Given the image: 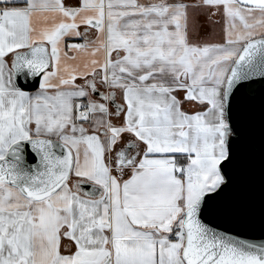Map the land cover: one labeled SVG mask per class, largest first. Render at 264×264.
Here are the masks:
<instances>
[{
  "label": "snow or ice",
  "instance_id": "1",
  "mask_svg": "<svg viewBox=\"0 0 264 264\" xmlns=\"http://www.w3.org/2000/svg\"><path fill=\"white\" fill-rule=\"evenodd\" d=\"M0 264H264V0H0Z\"/></svg>",
  "mask_w": 264,
  "mask_h": 264
},
{
  "label": "rangeland",
  "instance_id": "2",
  "mask_svg": "<svg viewBox=\"0 0 264 264\" xmlns=\"http://www.w3.org/2000/svg\"><path fill=\"white\" fill-rule=\"evenodd\" d=\"M222 27H223V24L221 23V24H217L214 27L209 29L210 32L215 33V35L211 37L212 39L217 40V41L220 40V38L222 36V32H221Z\"/></svg>",
  "mask_w": 264,
  "mask_h": 264
},
{
  "label": "crops",
  "instance_id": "3",
  "mask_svg": "<svg viewBox=\"0 0 264 264\" xmlns=\"http://www.w3.org/2000/svg\"><path fill=\"white\" fill-rule=\"evenodd\" d=\"M215 19L220 20L221 18L219 16H217Z\"/></svg>",
  "mask_w": 264,
  "mask_h": 264
}]
</instances>
